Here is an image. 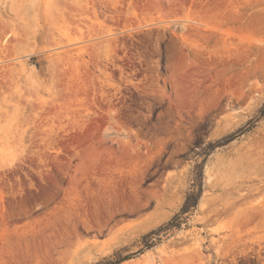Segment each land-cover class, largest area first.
<instances>
[{
    "label": "rangeland",
    "instance_id": "374dc122",
    "mask_svg": "<svg viewBox=\"0 0 264 264\" xmlns=\"http://www.w3.org/2000/svg\"><path fill=\"white\" fill-rule=\"evenodd\" d=\"M0 204V264H264V0H0Z\"/></svg>",
    "mask_w": 264,
    "mask_h": 264
},
{
    "label": "bare ground",
    "instance_id": "6f19581e",
    "mask_svg": "<svg viewBox=\"0 0 264 264\" xmlns=\"http://www.w3.org/2000/svg\"><path fill=\"white\" fill-rule=\"evenodd\" d=\"M63 7H65V6H63ZM72 7H73V6H72ZM69 10H70V9H69ZM70 13H71V12H70ZM72 13H73V12H72ZM63 15H64V14H63ZM65 16H66V15H65ZM69 16H70V15H69ZM1 23H2V22H1ZM15 26H16V25H15ZM7 30H8V29H7ZM208 30H209V29H208ZM206 31H207V29H206ZM20 34H21V33H20ZM1 35H2V34H1ZM21 35H22V34H21ZM3 36H4V35H3ZM1 37H2V36H1ZM193 69H194V68H193ZM188 70H190V69H188ZM188 70H187V71H188ZM197 71H198V70H197ZM184 75H185V73H184ZM189 75H190V74H189ZM181 76H182V74H181ZM185 76H187V75H185ZM191 77H192V76H191ZM181 78H184V76L181 77ZM185 78H186V77H185ZM185 81H186V80H185ZM188 81H190V80H188ZM182 82H183V81H182ZM186 82H187V81H186ZM191 82H193V81L191 80ZM192 85H194V84H192ZM192 85H191V86H192ZM185 86H186V85H185ZM188 88H189V87H188ZM193 90H194V89H193ZM137 148H138V147H137ZM137 150H138V149H137ZM137 152H139V151H137ZM138 154H139V153H138ZM132 157H133V156H132ZM139 157H140V156H139ZM139 159H140V158H139ZM109 166H110V165H109ZM104 173H105V172H104ZM111 175L114 176L115 174H114V175L111 174ZM120 176H121V175H120ZM123 176H124V174H123ZM126 176H127V175H126ZM96 177H98V176H96ZM102 177H103V176H102ZM117 177H118V179H119V176H118V175H117ZM121 177H122V176H121ZM124 178H128V177H125V176H124ZM124 178H123V180H122L123 182L126 181V180L124 181ZM130 178H131V177H130ZM113 179H115V178H113ZM106 180H107V179H106ZM119 180H120V179H119ZM119 180H118V182L116 181V184L120 182ZM127 180L129 181V179H127ZM130 180H131V179H130ZM73 181H74V180H73ZM107 181H108V180H107ZM107 181H106V182H107ZM113 181H114V180H111V182H113ZM128 181H127V183H128ZM131 181H132V180H131ZM75 182H76V181H75ZM84 182H85V181H84ZM70 183H72V182H70ZM73 184H76V183H72V184H70V186H71L70 191H68V193H67V198H66V200H64V201H67V203H69L68 201H70V203H71L72 205L76 206V204H77L76 202L78 201V200H76V199H78V196H79V195H77V191H76V189H75V187H74ZM77 184H78V183H77ZM95 184H96V183H95ZM95 184H93V185L96 186V185L99 184V183L97 182V184H96V185H95ZM100 184H101V183H100ZM100 184H99V185H100ZM103 184H104V183H103ZM109 184H111V183H109ZM113 184H114V183H113ZM122 184H123V183H122ZM130 184H131V183H130ZM130 184H129V185H130ZM101 185H102V184H101ZM114 185H115V184H114ZM117 185H118V184H117ZM123 185L126 186L125 184H123ZM115 186H116V185H115ZM119 186H120V183H119ZM124 186H123V187H124ZM127 186H128V184H127ZM130 186H131V185H130ZM76 187H77V186H76ZM89 187H90V185H89ZM68 188H69V186H68ZM94 188H95V187H94ZM100 188H102V187L100 186ZM119 188H120V187H119ZM121 188H122V187H121ZM126 188H127V187H126ZM66 189H67V188H66ZM66 189H65V190H66ZM96 189H97V188H96ZM117 189H118V187H117ZM122 189H123V188H122ZM124 189H125V188H124ZM128 189H129V188H128ZM65 190H63V191H64V194H66V193H65ZM68 190H69V189H68ZM101 190H102V189H101ZM103 190H104V189H103ZM109 190H110V189H109ZM118 190H121V189H118ZM118 190H117V191H118ZM105 191H106V190H105ZM110 191L112 192V190H110ZM110 191H109V192H110ZM114 191H115V189H114ZM122 191H123V190H121V192H122ZM124 191H125V190H124ZM129 191H130V189H129ZM41 192H42V193H41V195H40V197H41L40 200L43 198V199H45V200L42 199L43 201H47V200L50 201V200L53 199V196H54V195H55V196H58V195L60 194V192L57 190L56 187H48V188H44L43 191H41ZM96 192H97V191H96ZM101 192H102V191H101ZM126 192H127V191H126ZM104 193H105V192H104ZM122 193L124 194V192H122ZM96 194H97V193H96ZM96 194H95V196L93 197L94 199H95V197H96L97 195H99V194H97V195H96ZM100 194H101V193H100ZM102 194H103V193H102ZM109 194H110V193H109ZM37 195H39V193H38ZM103 195H104V194H103ZM103 195H102V196H103ZM111 195H112V194H111ZM65 196H66V195H65ZM82 196H83V195H82ZM106 196H107V194H106ZM114 196H115V195H113V197H114ZM117 196H118V195H117ZM34 197H35V196H34ZM38 197H39V196H38ZM38 197H37V198H38ZM99 197H100V196H98V198H97V197H96V198L100 201ZM122 197H123V199H120L121 197L119 198V196L116 197V198H119L120 200H122L121 203L124 204V206H126L128 209H130V208L127 206V205L129 204V202H127L125 199H128V201H135L136 203L139 202V198H138L137 192H135V190H133V189H132V191H131L129 194L124 195V196H122ZM37 198H36V199H37ZM93 198H89V201H91L90 199H92V201H91L92 203H93V200H94ZM102 198H104V200H105L106 197H102ZM102 198H101V199H102ZM110 198H111V197H110ZM114 198H115V197H114ZM177 198H178V197H177ZM62 199H63V197H62ZM81 199H83V198H81ZM97 199H96V201L99 202ZM106 199H107V198H106ZM112 199H113V198H112ZM112 199H111V200H112ZM155 199H156V202H157V204H156V205H157V208H158V207H159V208H160V207L162 208L163 206H166V205H167V204H165V203H166V201H165V195L162 194V195H159V196H155ZM104 200H103V201H104ZM116 200H117V199H116ZM151 200H152V199H151ZM94 201H95V200H94ZM79 202H80V201H79ZM100 202H101V201H100ZM112 202H113V201H112ZM117 202H118V204L120 203L118 200H117ZM150 202H151V201L149 200L146 204H140V208H142V209H148V208H150ZM65 203H66V202H65ZM80 203H82V202H80ZM88 203H89V202H88ZM88 203H87V206L91 207L90 205H88ZM104 203L106 204L107 201H105ZM114 203H116V202H113V203H111V204H114ZM167 203H168V202H167ZM1 204H2V203H1ZM1 204H0V205H1ZM89 204H91V203H89ZM96 204H97V203H96ZM118 204H117V205H118ZM173 204H174V203H173ZM68 205H69V204H68ZM91 205H92V204H91ZM100 205H102V207H103V204L100 203ZM107 205H108V204H107ZM107 205H105L104 207H107ZM151 205H152V204H151ZM70 206H71V205H70ZM85 206H86V205H85ZM97 206L99 207V205H97ZM109 206H110V205H109ZM109 206H108V207H109ZM121 206H122V205H121ZM124 206H123V207H124ZM169 206L172 207V203L169 204ZM71 207H73V206H71ZM77 207H78V206H77ZM89 207H87V209H86L87 211H86V212H88ZM94 207H95V206H94ZM117 207L120 208V205H118ZM126 207H124V209H125ZM155 207H156V206H155ZM73 208H74V207H73ZM73 208H72V209H73ZM75 208H76V207H75ZM79 208H80V207H79ZM113 208H114V205H113ZM161 208H160V209H161ZM77 209H78V208H77ZM80 209H81V208H80ZM80 209H79V211H80L79 213L83 212V211H81ZM93 209H94V208H93ZM109 209H110V208H109ZM114 209H115V208H114ZM116 209H117V208H116ZM120 209H121V208H120ZM1 210H2V209H1ZM4 210H5V209H4ZM75 210H76V209H75ZM75 210H74V212H75ZM97 210L99 211V208H98ZM97 210H96V211H97ZM21 211H23V212H26V211H27V209H26V204H25V206H24L23 208H21ZM76 211H77V210H76ZM89 211H91V209H90ZM92 211H93V210H92ZM94 211H95V209H94ZM120 211L123 212L124 210H120ZM128 211H129V210H128ZM75 213H77V212H75ZM128 213H129V212H128ZM25 214H27V213H25ZM87 214L89 215V213H87ZM163 214H164V213H163ZM76 215H77V214H76ZM76 215H75V216H76ZM81 215H82V214H80V215L78 214L79 217H80ZM84 215H85V214H84ZM161 215H162V214H161ZM165 215H166V214H165ZM51 216H52V215H51ZM86 216H87V215H86ZM1 217L3 218V215H2V214H1ZM164 217H165V216L163 215L162 218H164ZM75 218H76V217H75ZM82 218H83V217H82ZM71 219H72V218H71ZM73 219H74V218H73ZM73 219H72V220H73ZM80 219H81V218H80ZM49 220H50V219H49ZM49 220H47L46 222H49ZM76 220H77V219H76ZM78 221H80V220H78ZM50 222H51V221H50ZM50 222H49V223H50ZM74 222H75V220H74ZM154 222H155V221H154ZM71 223H72V221H71ZM149 223H150V222H149ZM149 223H148V224H149ZM152 223H153V221H152ZM81 224H82V222H81ZM42 225H44V224H42ZM47 225H49V224L47 223ZM69 225H70V224H69ZM75 225H76V224H75ZM75 225H74V226H75ZM78 225H79V222H78ZM146 225H147V224H146ZM146 225L144 224V227H147ZM149 225H150V224H149ZM44 226H45V225H44ZM34 228H35V226L33 227V229H34ZM148 228H149V227H148ZM31 229H32V227H31ZM36 229H37V228H36ZM51 229H52V228H51ZM24 230H25V229H24ZM95 230H96V229H95ZM20 231H21V230H20ZM27 231H28V230H27ZM33 231H34V230H33ZM33 231H31V232L33 233ZM35 231H36V230H35ZM50 231H51V230H50ZM17 232H18V231H17ZM36 232H37V231H36ZM39 232H40V231H39ZM115 232H116V231H115ZM34 234H35V233H34ZM38 234H39V233H37V235H38ZM40 234H41V232H40ZM20 236H21L20 238H22V239H24V240L28 239V238H27L28 235H26V233H24V232H23V234H21ZM49 236H50V235H49ZM28 237H30V236H28ZM47 237H48V236H47ZM1 238H2V237H1ZM1 238H0V239H1ZM16 238H17V237H16ZM48 238H49V237H48ZM48 238H47V239H48ZM29 239H30V238H29ZM43 239H46V238H43V237H41V236H40V237H38V236H32V240H33V241H34V240H37V241L39 240V241L41 242V240H43ZM1 240H4V239H1ZM1 240H0V243H1ZM48 240H49V239H48ZM21 241H22V240H21ZM37 241H35V242H37ZM43 241H44V240H43ZM3 242H4V241H3ZM3 242H2V243H3ZM22 242H23V241H22ZM77 242H78V241H77ZM25 243H26V241H25ZM33 243H34V242H33ZM38 243H39V242H37V244H38ZM79 243H80V242H79ZM93 243H94V242H93ZM27 244H28V243H27ZM27 244H25V245H27ZM40 244H41V243H40ZM74 244H76V242L73 241V240L70 239V238L61 241V242L59 243V245H62L65 249L58 250V248L55 246L56 248L53 247V251H51L52 253H51L49 256H47L46 259L43 260L39 255H38V256H39L40 258L35 259V257H34V259H35V261H36L35 264H44V261H46V262H48V263H49V261H50V262H53V261L55 262V261H56L55 263H57V261H59V262H60V261H64L65 259H67V258L69 257V254H71L70 251H71V248H73ZM94 244L96 245L97 243H94ZM17 245H18V244H17ZM22 245H24V244L22 243ZM31 245H32V244H31ZM41 245H42V244H41ZM55 245H56V244H55ZM87 245H89V244H87ZM0 246H3V244L0 245ZM42 246H43V245H42ZM80 246L82 247V243H81ZM80 246H79V247H80ZM85 246H86V244H85ZM96 246H97V245H96ZM25 247H26V246H25ZM25 247H24V249H25ZM27 247H29V246L27 245ZM34 247H35V245H34ZM40 247H41V246H40ZM83 247H84V245H83ZM36 248H37V247H36ZM42 248H43V247H41V249H42ZM50 248H51V247H50ZM54 248H55V249H54ZM89 248H90V247H89ZM19 249H21V247H20ZM26 249H27V248H26ZM38 249H39V248H38ZM59 249H60V248H59ZM93 249H94V248H93ZM28 250L30 251V249H28ZM28 250H27L26 252H28ZM44 250H45V249H44ZM46 250H47V249H46ZM46 250H45V253L48 255V253L46 252ZM72 250H73V249H72ZM83 250H84V249H83ZM1 251H2V250H1ZM20 251H21V250H20ZM35 251H36V250H35ZM35 251H34V252H35ZM41 251H43V250H41ZM47 251H48V250H47ZM34 252H31V253H34ZM36 252H37V251H36ZM38 252H39V251H38ZM22 253L26 254V253L24 252V250H23ZM22 253H21V254H22ZM29 253H30V252H29ZM31 253L29 254L30 256L32 255ZM36 254H37V253H36ZM36 254H35V255H36ZM41 254H42V253H41ZM27 255H28V254H27ZM43 255H45V254H43ZM54 255H56V257H55ZM1 256H2V255H1ZM1 256H0V257H1ZM24 256H25V255H24ZM24 256H23V257H24ZM33 256H34V254H33ZM20 257H21V256H20ZM31 257H32V256H31ZM31 257H30V258L28 257V258L31 260ZM42 257H43V256H42ZM44 257H45V256H44ZM8 259H9V258H8ZM26 260H28V259H26ZM24 261H25V260H24ZM29 262H30V261H29ZM46 262H45V263H46ZM22 263H23V262H22ZM48 263H47V264H48Z\"/></svg>",
    "mask_w": 264,
    "mask_h": 264
},
{
    "label": "trees",
    "instance_id": "16d2710c",
    "mask_svg": "<svg viewBox=\"0 0 264 264\" xmlns=\"http://www.w3.org/2000/svg\"><path fill=\"white\" fill-rule=\"evenodd\" d=\"M233 139H234V135L228 137L226 140H227L228 142H230V141H232ZM189 200H190V197L187 198L186 203H185V205H184V207H183V209H182V212H186V211H187V206H188V204H189Z\"/></svg>",
    "mask_w": 264,
    "mask_h": 264
}]
</instances>
